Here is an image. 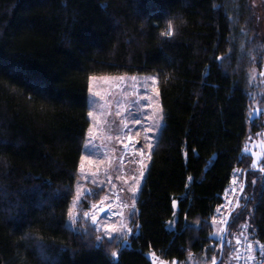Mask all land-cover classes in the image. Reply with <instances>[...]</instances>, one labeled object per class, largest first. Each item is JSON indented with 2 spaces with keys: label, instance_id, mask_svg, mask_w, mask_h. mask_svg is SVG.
Returning a JSON list of instances; mask_svg holds the SVG:
<instances>
[{
  "label": "trees",
  "instance_id": "1",
  "mask_svg": "<svg viewBox=\"0 0 264 264\" xmlns=\"http://www.w3.org/2000/svg\"><path fill=\"white\" fill-rule=\"evenodd\" d=\"M262 13L253 0H0V264H153L149 251L235 264L241 226L264 241V158L244 152L264 129V81L253 79L264 65ZM142 73L158 75L165 123L124 244L91 220L103 189L69 212L90 77ZM236 168L245 187L222 247L218 218Z\"/></svg>",
  "mask_w": 264,
  "mask_h": 264
},
{
  "label": "rangeland",
  "instance_id": "2",
  "mask_svg": "<svg viewBox=\"0 0 264 264\" xmlns=\"http://www.w3.org/2000/svg\"><path fill=\"white\" fill-rule=\"evenodd\" d=\"M253 2L262 13V0ZM259 24L264 34L263 13L260 14ZM253 79L264 81V65L262 71L253 72ZM89 108L93 115L89 116L90 126L82 153L71 217L75 216V208L80 202L78 193L103 189L104 194L93 206L90 217L98 216L96 226L103 235L108 238L123 237V243L128 244L129 239L126 237L133 228L131 213L136 208L153 149L165 123L158 75H92ZM260 112L261 109L255 107L251 118L259 116ZM136 118L140 123L136 122ZM244 152L252 154L256 164L261 163L264 158V129L248 137ZM105 206L110 211L100 214L99 209ZM174 206L177 210V201H174ZM176 210L174 218L169 221L170 228L175 226ZM222 219L220 213V228L224 226ZM147 255L153 264H176L162 259L154 251L147 252Z\"/></svg>",
  "mask_w": 264,
  "mask_h": 264
},
{
  "label": "built area",
  "instance_id": "3",
  "mask_svg": "<svg viewBox=\"0 0 264 264\" xmlns=\"http://www.w3.org/2000/svg\"><path fill=\"white\" fill-rule=\"evenodd\" d=\"M243 181L237 171L231 178L224 194L221 214L223 224L234 206ZM232 256L235 264H264V241H256L250 227L245 224L234 232Z\"/></svg>",
  "mask_w": 264,
  "mask_h": 264
},
{
  "label": "snow or ice",
  "instance_id": "4",
  "mask_svg": "<svg viewBox=\"0 0 264 264\" xmlns=\"http://www.w3.org/2000/svg\"><path fill=\"white\" fill-rule=\"evenodd\" d=\"M88 115L89 116H92L93 115V113L92 112H89L88 113ZM135 118V117H134ZM136 122L137 123H140V121H139V119L138 118H136ZM90 140H91V137L89 138ZM151 147V146H150ZM261 171H264V168H261L260 169ZM141 175H143V173H141ZM252 183H255V181H253ZM87 192H85L84 194H77V196H78V201H80V202H82L85 198H86V196H87ZM99 211L101 212V213H107L108 211H110V209H104V208H100L99 209ZM133 216L135 215V210L133 209V211H132V213H131ZM72 214H71V212H69V216H71ZM85 215H86V213H85ZM91 219H92V222H93V224H96L97 223V217L95 216V215H93L92 217H91ZM86 234V233H85ZM101 238L100 237H97V240L99 241ZM39 247V250H40V252H41V255H43L44 254V247H43V245H40V246H38ZM113 255H115V253H113ZM162 264H166V262H162ZM213 264H215V262L213 261Z\"/></svg>",
  "mask_w": 264,
  "mask_h": 264
},
{
  "label": "water",
  "instance_id": "5",
  "mask_svg": "<svg viewBox=\"0 0 264 264\" xmlns=\"http://www.w3.org/2000/svg\"><path fill=\"white\" fill-rule=\"evenodd\" d=\"M244 181H245V177H244ZM244 187H245V182H244V184H243V186H242V188H241V190L239 192V195L237 197V200H236V203H235V205L233 207V210L228 213L227 219H226V221L224 223V227H223V237H222V247L224 245V240H225V237H226V231H227L228 221L230 219V216H231L232 212L237 208V206L239 204L240 196L242 194V191H243ZM104 209H108V206H105ZM100 214H103V213L100 212ZM97 220H98V216H97Z\"/></svg>",
  "mask_w": 264,
  "mask_h": 264
},
{
  "label": "bare ground",
  "instance_id": "6",
  "mask_svg": "<svg viewBox=\"0 0 264 264\" xmlns=\"http://www.w3.org/2000/svg\"><path fill=\"white\" fill-rule=\"evenodd\" d=\"M237 171L240 173V175H241V177H242V181L244 182L243 171H242L241 168H236V169L234 170V172L232 173V177H233L234 173L237 172ZM232 177H231V178H232ZM235 203H236V202H235ZM234 205H235V204H234ZM233 207H234V206H233ZM233 207H232V208H233ZM229 212H230V211H229ZM229 212H228V213H229ZM227 215H228V214H227Z\"/></svg>",
  "mask_w": 264,
  "mask_h": 264
}]
</instances>
